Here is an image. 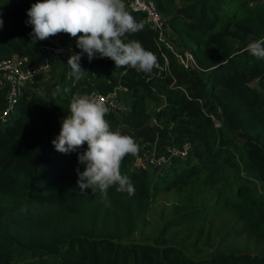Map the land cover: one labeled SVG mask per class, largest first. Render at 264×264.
I'll return each instance as SVG.
<instances>
[{
    "label": "trees",
    "instance_id": "1",
    "mask_svg": "<svg viewBox=\"0 0 264 264\" xmlns=\"http://www.w3.org/2000/svg\"><path fill=\"white\" fill-rule=\"evenodd\" d=\"M154 1L163 13L182 2L165 21L207 69L202 77L179 65L143 15L128 11L144 28L125 40H138L161 63L166 57L167 69L158 81L176 83L166 91L167 104L155 114L158 127L148 123L144 104L145 96L156 91V84L146 80L151 74L116 67L109 58H82L81 67L89 72L82 79L76 80L69 67V74L64 69L60 76L62 87L72 94L108 93L119 86L131 93L124 128L112 129L131 135L139 145V153L127 155L121 164L134 185L133 195L114 187L108 189L107 200L101 199L98 187L79 195L76 170L84 166L78 152L87 144L67 154L52 144L70 103L57 106L25 92L2 117L7 102L6 89L0 88V264H264V246L253 256L212 249L200 260L182 249L203 253L213 239V217L225 208L234 210L242 229L264 244V60L246 51L249 37H264V5L250 7L243 0L244 15L228 14L224 22L230 0ZM35 2L0 0V60L18 54L36 65L47 57L25 23ZM63 34L62 45L80 52L76 38ZM253 80L260 88L250 85ZM105 118L115 116L109 112ZM183 141L191 143L187 156L171 158L168 167L138 164L145 150ZM171 190L178 195L179 209L149 240L147 208L159 192ZM203 194L212 200L204 202ZM195 197L201 203L193 204Z\"/></svg>",
    "mask_w": 264,
    "mask_h": 264
},
{
    "label": "clouds",
    "instance_id": "2",
    "mask_svg": "<svg viewBox=\"0 0 264 264\" xmlns=\"http://www.w3.org/2000/svg\"><path fill=\"white\" fill-rule=\"evenodd\" d=\"M27 17L25 23L32 26L29 35L33 41H44L60 33L76 38L80 52L71 54L67 61L76 80L89 73L80 64L85 54L89 62L97 56L109 58L116 67H131L145 74H151L158 63L157 56L145 49L141 42L125 40L127 35L144 28L143 22H138L127 11L125 0H37L27 10ZM2 27L3 20L0 19ZM166 27L165 21L163 32ZM246 51L258 60H264V37H249ZM114 90L120 103V91L127 89L119 86L111 91ZM82 92L71 99L69 114L60 121L59 135L52 144L56 151L65 154L76 152L87 144L86 150L78 152V162L84 166L83 171L76 170L79 195L93 187L99 188L102 200H107L110 187L133 195L134 185L121 172V164L127 155L139 153V145L131 135L118 128L113 130L105 119L109 112H124L126 109L122 105V109L110 111L109 101L94 95H79Z\"/></svg>",
    "mask_w": 264,
    "mask_h": 264
},
{
    "label": "rangeland",
    "instance_id": "3",
    "mask_svg": "<svg viewBox=\"0 0 264 264\" xmlns=\"http://www.w3.org/2000/svg\"><path fill=\"white\" fill-rule=\"evenodd\" d=\"M7 3V0H4ZM37 2V0H35ZM243 0H230L226 4L227 12L225 11V16L222 17L221 20L224 22L228 21V14L234 13V17H242L244 15L243 9L240 5V2ZM247 5L250 7H256L259 5H264V0H244ZM182 6V2L177 1L176 4L166 12H162L164 19H169L171 15L175 14V10L178 7ZM65 35L63 33L57 34L55 36H51L44 41L37 40V44L41 50L47 57L43 62L38 64H46L43 72L36 75L32 82L26 86L23 90L28 93H38L40 94L48 103L53 102L55 105L59 106L63 102L70 103L73 96H76V93L72 94L69 88L62 87L63 81H61V73L64 69L69 74V69L67 68V61L71 54L76 53L73 48L68 45H62L63 39ZM162 45L164 47L169 48L172 54L175 57L176 62L183 66L184 68H192L195 71L199 72L203 77L205 76L207 69L204 65H202L194 56L191 47L184 44L183 39L178 36V34L172 29L168 24L166 30L159 37ZM239 46L238 43L234 44V47L237 48ZM82 58L88 59L87 55H83ZM100 59V57H95L92 60L96 61ZM34 65V64H32ZM147 81H152V84H156L154 89L155 92H151L146 95L144 98V104L148 113V123L151 126L158 127L161 124V121L156 118V112L162 109L167 104V94L166 91L171 85H175V81L172 84L167 81H158L159 75H156V78L146 77ZM250 85L255 88H260L257 80H253L250 82ZM129 93V94H128ZM120 103L127 109L129 107V98L130 92H126L125 90L120 91ZM128 94V95H127ZM125 102H124V101ZM204 100L200 101L204 103ZM126 111V110H125ZM115 118H105L110 123L111 127L118 126L121 129L124 128V123L122 122V116L125 112L115 111L110 112ZM213 117V116H212ZM215 118V117H213ZM136 134V133H135ZM137 137V136H136ZM190 142V141H183ZM149 153H146L145 156L142 154L139 159L138 164L146 165L148 163L147 156ZM144 161V162H143ZM145 163V164H144ZM147 167V166H146ZM165 168L168 167L166 164ZM148 168V167H147ZM203 197L204 202H208L212 200V197L209 194L201 195ZM201 203L198 197H195L193 200V204ZM178 195L175 190H171L169 193L159 192L153 201L149 204L146 212V220L147 224L145 227V232H148V239L152 240V238L156 235V231L160 228L162 223L173 217L178 210ZM244 227L243 222L238 219L237 213L230 209L225 208L221 212H219L216 216L213 217L212 220V237L213 239L209 242V244L204 249V252H197L192 248L182 247L184 253L195 260H200L206 257V253L212 249H237L240 252L250 253L251 256L256 253H262L263 243L256 242V238L246 231L242 229ZM240 230L236 235H228L226 237H222L221 235L225 232H229V230ZM138 233L135 234L132 238L137 241L139 240Z\"/></svg>",
    "mask_w": 264,
    "mask_h": 264
},
{
    "label": "built area",
    "instance_id": "4",
    "mask_svg": "<svg viewBox=\"0 0 264 264\" xmlns=\"http://www.w3.org/2000/svg\"><path fill=\"white\" fill-rule=\"evenodd\" d=\"M125 5L127 11L142 13L145 21L162 35L165 28V19L154 0H125ZM153 53L157 56L158 63L148 77L155 79L156 75H159V79H161L163 71L167 69V60L164 57V63H161L157 53ZM45 66L47 65H32L27 61V57L18 54H13L10 57L0 60V88L6 89L7 102V108L2 117L6 116L11 110L16 99L23 96L25 93H23L24 88L32 82V79L36 75L43 72ZM79 95H94L109 101L110 111L123 108L119 103L118 93L115 90L106 94L90 91L82 92ZM190 147V142L179 144L169 143L159 148L153 146L152 149L142 154V159L146 153H149L146 159L148 163L145 166L154 165L155 167H160L162 165H168L171 158L186 157Z\"/></svg>",
    "mask_w": 264,
    "mask_h": 264
}]
</instances>
